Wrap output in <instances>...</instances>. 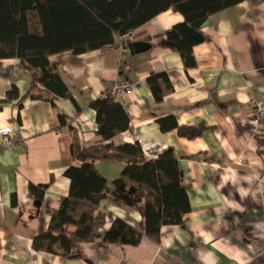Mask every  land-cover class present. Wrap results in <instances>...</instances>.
Returning a JSON list of instances; mask_svg holds the SVG:
<instances>
[{
	"label": "crops",
	"instance_id": "1",
	"mask_svg": "<svg viewBox=\"0 0 264 264\" xmlns=\"http://www.w3.org/2000/svg\"><path fill=\"white\" fill-rule=\"evenodd\" d=\"M182 21L166 11L132 32L128 45L149 44L144 52L128 47L121 56L115 45L50 57L79 112L67 99L53 105L44 95L22 99L29 74L17 59L0 60V129L10 127L16 139L12 148H0V264H264V119L254 117L264 107V0L209 17L200 28L204 41L192 48V66L165 43V32ZM151 74H166L173 88L159 103L147 84ZM117 78L134 88L120 99L129 130L112 142H138L153 161L171 149L190 211L182 224L161 228L159 244L143 238L135 247L107 245L98 238L75 244L66 257L34 251L33 237L48 229L51 213L69 193L64 171L79 165L70 155L72 132L60 127L58 114L66 116L82 147L99 143L95 112L87 104ZM12 87L18 98L7 100ZM165 117L205 129L197 138H181L175 130H160L158 119ZM125 163L115 156L95 162L109 190L100 202L108 216L99 234L114 219L143 230V204L134 206L129 187L115 185ZM29 184L48 185L42 200L29 194Z\"/></svg>",
	"mask_w": 264,
	"mask_h": 264
},
{
	"label": "trees",
	"instance_id": "2",
	"mask_svg": "<svg viewBox=\"0 0 264 264\" xmlns=\"http://www.w3.org/2000/svg\"><path fill=\"white\" fill-rule=\"evenodd\" d=\"M247 0H0V60L17 59L31 79L28 92L32 99L70 100L80 109L49 58L69 52L74 56L100 51L117 45L118 40L144 26L166 11L179 14L183 21L164 34L165 43L176 51L186 66L194 65L192 48L204 41L203 23ZM193 62V63H191ZM147 84L156 102L173 91L166 74H151ZM18 98L12 87L6 99ZM21 99V100H22ZM95 112L96 134L100 141L84 148L75 129L58 114L60 127L72 132L70 155L79 163L66 168L63 175L70 181L69 193L60 199L59 208L51 213L48 229L32 239V249L59 257L70 254L75 244L91 243L98 238L103 244L138 246L143 238L160 243L164 226L182 224L190 205L182 187L183 171L175 153L168 149L156 160L147 159L138 142L114 145L112 140L129 130L130 119L120 100L103 95L88 102ZM163 132L175 130L185 139L201 135L204 125L178 126L174 118L158 119ZM108 156L123 158L126 163L116 187L128 186L134 206L143 204V230L121 219H114L102 234L108 216L100 208L108 187L95 169V162ZM48 185L29 184L28 192L43 199ZM12 204L15 197L12 196Z\"/></svg>",
	"mask_w": 264,
	"mask_h": 264
},
{
	"label": "built area",
	"instance_id": "3",
	"mask_svg": "<svg viewBox=\"0 0 264 264\" xmlns=\"http://www.w3.org/2000/svg\"><path fill=\"white\" fill-rule=\"evenodd\" d=\"M129 36L130 34L125 35L118 40L117 50L121 56L127 52ZM133 88L134 84H131L122 78H117L113 81L109 90L103 95V97L120 100L130 94ZM254 117L255 121H262L264 119V107H257L254 112ZM0 139V148H12L16 143V139L14 138L10 127L0 129Z\"/></svg>",
	"mask_w": 264,
	"mask_h": 264
},
{
	"label": "water",
	"instance_id": "4",
	"mask_svg": "<svg viewBox=\"0 0 264 264\" xmlns=\"http://www.w3.org/2000/svg\"><path fill=\"white\" fill-rule=\"evenodd\" d=\"M128 47L131 48L133 52L140 53V52H144L148 50L150 45L146 43H141V42H134V43L129 44Z\"/></svg>",
	"mask_w": 264,
	"mask_h": 264
}]
</instances>
